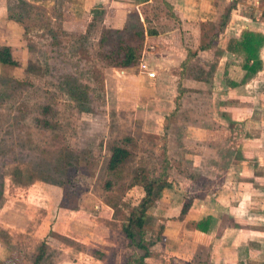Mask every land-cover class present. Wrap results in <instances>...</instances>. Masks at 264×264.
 I'll list each match as a JSON object with an SVG mask.
<instances>
[{
	"label": "rangeland",
	"instance_id": "rangeland-1",
	"mask_svg": "<svg viewBox=\"0 0 264 264\" xmlns=\"http://www.w3.org/2000/svg\"><path fill=\"white\" fill-rule=\"evenodd\" d=\"M8 3L17 4V1L9 0ZM60 3L61 0L55 1V17ZM161 3L152 0L142 8V15L147 30L155 29L163 34L170 29V23H173L172 26L176 23L169 22L170 12ZM105 16L104 23H110V14ZM102 25L96 23L86 34L87 25L84 31H71L69 26L64 27L61 17L48 28H31L26 36L31 46L26 50L29 53L25 54L22 67L0 72V122H4L7 140L6 145L1 144L7 151L0 152V263L31 264L32 255L42 241L49 246L48 254L53 264L83 263L88 258L86 254L114 263L116 258L121 260L131 252L121 225L130 205L138 202L142 192L138 187L128 188V178L134 167L154 169L158 165V147L162 143L158 138L162 126L158 119L173 108L177 70H155V78L151 79L148 72L154 73L151 68L156 67L148 64L147 57L140 62L148 69H142L139 62L133 73L101 66L96 61L95 48ZM80 33H85L88 42L85 47L79 46L75 50L70 46L71 40ZM52 38L67 44L69 51L66 59L70 58L67 65L71 67L62 75L70 74L77 77L76 81L81 84L92 87L94 100L90 103V110H79L81 105L59 89L57 78H61L62 69H56V66L45 70L46 60L50 62L56 55L49 47ZM218 50L208 57L204 53L202 61L211 63L220 53ZM30 64L37 68L29 70ZM206 68L210 66L206 65ZM139 71L155 81L153 92L139 88L143 87L139 85L141 80L134 76ZM262 76L264 78V73ZM24 77L31 80V86L23 80ZM190 85L195 86L194 83ZM213 92L215 100H219V91ZM200 101L204 104L206 99ZM48 103L56 111L68 144L80 156L77 181L71 188L75 208L60 206L62 190L41 180L38 174L43 159L50 153L53 157L56 154L50 132L34 122L35 118L41 117L40 106ZM183 103L177 121L181 125L190 121L196 123L194 119L197 115L193 116L188 111L195 109L198 100L185 99ZM190 130L197 133V129L189 127L170 139L173 143L170 148L172 156L177 157L182 142L191 150H197L202 145L197 143V138L185 136H190ZM124 135L134 139L131 145L134 157L127 165L124 178L117 182L113 190L107 191L103 185L104 180L109 178L105 173L108 145ZM32 173L37 178H33ZM195 178L197 185V174ZM66 205L71 206L72 203L67 202ZM154 211L152 209L151 213ZM147 219L146 227L155 231L163 221ZM97 251L102 256L99 257Z\"/></svg>",
	"mask_w": 264,
	"mask_h": 264
},
{
	"label": "crops",
	"instance_id": "crops-1",
	"mask_svg": "<svg viewBox=\"0 0 264 264\" xmlns=\"http://www.w3.org/2000/svg\"><path fill=\"white\" fill-rule=\"evenodd\" d=\"M16 1L17 4L9 5V0H0V43L10 45L13 58L18 61L13 66L0 64V72L22 67L24 56L29 53L26 50L31 46L26 38L28 31L41 26L48 28L56 19V0ZM160 1L164 6V2L170 5L176 19L170 16L169 22L176 25L170 23L165 33L156 31L145 37L141 59L147 57L148 64L155 65L156 68H151L154 73L177 70L186 57V48L197 50L203 32L230 7L222 32L205 53L208 57L217 49L220 52L212 61L216 63L212 84L219 91V100L216 105L212 101L204 104L199 101L193 111H188L197 115L196 123L182 124L183 133L189 127L197 129V133L190 130V136L185 134L202 144L197 150L187 149L182 142L175 157L170 150L173 143L168 142L173 166L168 186L147 212V218L154 222L163 220V229H157L161 237L153 245L146 264H264V66L237 87L227 86L223 79L226 61L234 59L226 51L228 40L239 36L243 29L264 32L260 17L264 0ZM149 2L152 0H65L63 25L84 31L91 10L102 6L110 14V23L116 26L123 25L135 13L146 27L142 8ZM261 58L264 65V48ZM137 66L122 70L133 73ZM229 74L232 76L234 70L230 69ZM134 76L141 80L139 85L143 87L139 88L153 92L155 81L151 79L155 75L148 79L139 71ZM163 120L164 113L158 119L159 124ZM203 145L207 147L201 148ZM190 197L188 211L179 215L184 199ZM152 209L155 211L151 213ZM207 218L210 220L207 225L204 222L202 228H195L196 222ZM86 255L83 263L74 264H126V257L108 263L92 254Z\"/></svg>",
	"mask_w": 264,
	"mask_h": 264
},
{
	"label": "trees",
	"instance_id": "trees-1",
	"mask_svg": "<svg viewBox=\"0 0 264 264\" xmlns=\"http://www.w3.org/2000/svg\"><path fill=\"white\" fill-rule=\"evenodd\" d=\"M63 3L64 0H61V3L56 7V23L63 15ZM164 4L170 12V16L176 19L170 5L166 2ZM229 7H226L216 23L210 24V27L203 32L205 40L201 41L197 50L193 51L186 48V57L180 61L176 72V94L173 96L174 106L170 112L164 113V122L158 137L162 142L158 147V165L154 169L137 166L131 170L127 187L140 188L142 196L137 203L130 205L129 211L121 225L123 235L128 240V246L131 248V252L125 258L126 264H146V260L152 256L153 245L161 237L160 231L149 230L146 227L147 212L159 200L163 188L168 186V177L173 167L168 153V142L171 141L172 137H177L178 132L183 130V126L177 120L181 107L184 105V100L197 99L199 102L201 99H206V102L212 101L215 105L217 103L213 92L215 89H213L212 84L215 64L206 62V60L202 61V55L212 49L214 39L222 32L228 18ZM132 14V20L128 17L123 25L116 26L113 23H104L105 15L109 14H106L102 6H97L91 10V20L87 23L88 30L85 33L89 34L91 32L90 29L94 28L96 23L100 22L103 24L99 28L100 31L96 39L95 48L96 61L101 66L124 69L139 64L145 37L156 34V30H147L140 17L135 13ZM260 17L264 21V11L260 12ZM85 33H80L71 40V48L76 50L79 46L85 47L88 42ZM49 41L51 52H55L56 55L53 59H50V62L46 60L45 70H52L56 66V69H62L61 74L53 70L61 76V78H57L59 89L66 93L71 100L81 105L78 106L79 110H90V103L94 100L93 95H91L94 94L92 87L76 81L77 77L75 76H70V74L62 75L64 71L69 70L71 67V65H67L70 59H66L69 56L67 44L60 43L56 38H52ZM57 47L58 50L56 49ZM263 48L264 32L243 29L239 36L231 37L227 42L226 51L232 54L234 59L227 60L225 63L223 77L225 84L229 87H237L253 78L263 67L261 58ZM15 63L17 64L18 61L13 58L12 47L6 43H0V64L13 66ZM206 65L210 66V68H206ZM29 66V70L37 68L34 64ZM230 69L234 70L232 76L229 74ZM23 80L30 86L32 85L28 77H24ZM191 83H194L195 86L190 85ZM40 114L41 117L35 118L34 122L38 127L50 132L56 146V154L53 157L50 153L43 159L38 174L41 180L54 184L62 190L60 206L75 208L76 201L73 202L74 195L71 192V188L76 184L80 169L79 153L75 152L68 144L52 104L41 105ZM3 125L4 122H0L1 153L7 151L5 147H1V144L6 145L7 143ZM133 143L134 139L130 135L113 139L109 143V155L105 162V173L109 178L104 180L103 185L107 191L113 190L117 182L124 178V173L128 169L127 165L134 157V152L131 148ZM31 175L33 178H37L36 174L32 173ZM67 202L72 203V205L67 206ZM191 202L192 197L184 199L179 215H184L188 211ZM204 222L207 225L210 220L207 218L200 220L198 223L196 222L195 228H202ZM159 229H163V224L160 225ZM48 249L49 246L42 241L32 255L31 264H53L50 261ZM97 253L99 257L102 256L101 252L97 251Z\"/></svg>",
	"mask_w": 264,
	"mask_h": 264
},
{
	"label": "built area",
	"instance_id": "built-area-1",
	"mask_svg": "<svg viewBox=\"0 0 264 264\" xmlns=\"http://www.w3.org/2000/svg\"><path fill=\"white\" fill-rule=\"evenodd\" d=\"M140 67H141L142 69H144V70H147V69H148L147 65L144 64V63H141V62H140ZM154 75H155V73H153V72H148V76H149V77H154Z\"/></svg>",
	"mask_w": 264,
	"mask_h": 264
}]
</instances>
